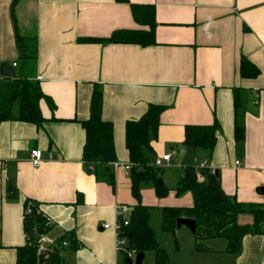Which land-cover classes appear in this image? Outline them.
I'll use <instances>...</instances> for the list:
<instances>
[{
    "label": "crops",
    "instance_id": "1",
    "mask_svg": "<svg viewBox=\"0 0 264 264\" xmlns=\"http://www.w3.org/2000/svg\"><path fill=\"white\" fill-rule=\"evenodd\" d=\"M11 2L0 0V63H16L18 75ZM130 3L153 7L154 43L83 40L147 28L134 21ZM14 16L19 34L36 39V60L25 75L38 82L52 105L40 100L45 118L40 126L0 122V264H15L16 248L24 244L26 199L36 201L49 220L44 234L49 247L60 236L72 235L73 245L64 240L61 264H124L114 248V231L102 224L116 220V205L131 211L129 174L119 166L113 185L96 181L82 160L80 121L88 118L94 84L101 88L102 119L113 125L115 161L121 164H130L125 122L141 116L149 104L164 106L149 158L153 163L172 154L169 165L160 168L169 191L159 198L151 184L140 189L150 219L152 210L158 211L159 227L163 206L192 205L190 192L176 196L173 189L182 167L202 160L217 171L226 194L264 207V192L258 191L264 187V0H16ZM241 57L257 68V75H240ZM214 119L220 128L211 152L182 146L185 125H209ZM235 122L244 129L241 143L234 140ZM34 148L53 157L34 167L29 161ZM8 183L14 195L7 192ZM236 222L251 225L253 216L238 214ZM261 226L259 234L242 238L236 254L225 251L224 238L205 241V252L195 250L193 235L186 247L158 244L172 264H264Z\"/></svg>",
    "mask_w": 264,
    "mask_h": 264
},
{
    "label": "trees",
    "instance_id": "2",
    "mask_svg": "<svg viewBox=\"0 0 264 264\" xmlns=\"http://www.w3.org/2000/svg\"><path fill=\"white\" fill-rule=\"evenodd\" d=\"M128 2V0H117ZM10 5V16L14 29L15 46L18 51L20 74L12 78L0 80V122L4 120H19L40 126L45 118L41 114L39 102L50 99L42 92L37 81L25 75L32 69L36 60L37 45L35 37H24L19 34L14 16V5ZM134 21L147 28L118 29L105 38L88 37L86 42L104 43H134L141 46L154 43V10L151 5L130 3ZM241 76H255L257 68L246 58L241 57L239 63ZM238 108L237 96H234V112ZM164 110L163 105L149 104L146 111L136 119H130L124 125V144L130 161L129 181L130 191L135 200L128 216V223L121 227V234L126 238V250L133 255L147 251L153 253L154 264H172L166 250L158 244L155 230L150 226V207L141 203L140 189L151 184L155 195L166 196L169 189L162 180V170L154 167L149 155L153 153L151 141L157 137L159 116ZM85 133L82 148V160L87 171L91 172L96 181L113 185L114 170L111 163L116 160L114 147L113 125L102 119V91L93 85L88 118L80 121ZM220 125L216 119L209 125L187 124L184 127L182 146L192 149H205L211 152L215 146ZM234 140L241 143L244 138L242 126L234 123ZM202 180L196 177L195 166L184 165L177 175L174 187L176 196L190 192L193 197L191 206H163L160 214V229L174 236L177 218L194 220L192 231L194 247L197 252L208 251L205 241L213 238H224L227 242L225 251L238 253L241 240L248 234L261 232L260 222L264 219V207L253 203H242L233 196L226 194L221 185L218 173L209 169L201 171ZM258 191L264 192V187ZM10 195L16 193L15 187L7 184ZM23 216L24 244L16 248L15 264H61L60 252L64 248L65 239L74 244L72 235L60 236L51 247L40 253L37 241L48 230V218L39 208V204L31 199L24 202ZM29 212H26V209ZM241 213L253 216V224L240 225L236 217ZM44 254V260L38 261V256ZM124 264L128 258L123 254Z\"/></svg>",
    "mask_w": 264,
    "mask_h": 264
},
{
    "label": "built area",
    "instance_id": "3",
    "mask_svg": "<svg viewBox=\"0 0 264 264\" xmlns=\"http://www.w3.org/2000/svg\"><path fill=\"white\" fill-rule=\"evenodd\" d=\"M13 67L16 66V63L12 64ZM40 77H38L39 79ZM53 156L51 153H47V155L45 156L43 154V152L39 149V148H34L31 149L29 152V161L31 163L32 166L37 167L40 165V163L46 158V159H51ZM172 154L171 153H165L162 154L159 157H156L153 160V166L157 167V168H163L166 167L167 165H169V163L172 160ZM235 164H238V161H235ZM113 170L115 171L119 166H122L126 173L129 174V170H130V164H121L117 161H113L111 163ZM204 169H209L207 166V161L202 160L201 162H199L196 166H195V171H196V177L198 180H202L203 179V175L201 173L202 170ZM210 170V169H209ZM26 212H29V209H26ZM130 213V209L129 207L125 206V205H116V220L109 224V223H103L102 224V228H111L114 231V235H115V243H114V248L115 251L118 253L126 254L128 258H132L134 257V255L130 252L126 250V238L121 234V227L122 226H126L128 223V216ZM49 240L47 239L46 236L42 235L39 237L38 241H37V246H38V250L40 253H44L49 249ZM67 243L65 241L62 242V245L65 246Z\"/></svg>",
    "mask_w": 264,
    "mask_h": 264
},
{
    "label": "rangeland",
    "instance_id": "4",
    "mask_svg": "<svg viewBox=\"0 0 264 264\" xmlns=\"http://www.w3.org/2000/svg\"><path fill=\"white\" fill-rule=\"evenodd\" d=\"M150 226L153 229H155L157 232V237H158L157 241H160L161 244L167 242L168 245L170 246L169 248H172L173 246H176V244L178 245L179 243L181 244V246L186 247V243L190 242L192 238V232L185 226H181L180 228H177L174 236L162 232L159 229L160 228L159 227V215L156 209H153L151 212ZM132 259H134V257H132ZM142 264H154L153 253L151 251H147L144 254V259L142 261Z\"/></svg>",
    "mask_w": 264,
    "mask_h": 264
},
{
    "label": "water",
    "instance_id": "5",
    "mask_svg": "<svg viewBox=\"0 0 264 264\" xmlns=\"http://www.w3.org/2000/svg\"><path fill=\"white\" fill-rule=\"evenodd\" d=\"M0 76L4 78H12L14 76V68L9 62L0 63ZM217 173V171H215ZM260 225H264V219L260 222ZM181 226H185L191 232L195 228V223L193 219L190 218H177L176 227L180 228ZM144 259V253L138 252L134 255V259H127V264H142ZM44 260V254H40L38 256V261L42 262Z\"/></svg>",
    "mask_w": 264,
    "mask_h": 264
}]
</instances>
